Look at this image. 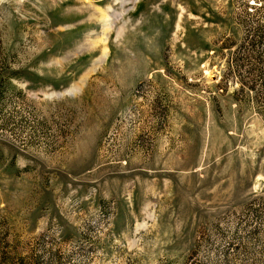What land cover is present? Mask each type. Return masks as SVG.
<instances>
[{"label":"rangeland","instance_id":"rangeland-1","mask_svg":"<svg viewBox=\"0 0 264 264\" xmlns=\"http://www.w3.org/2000/svg\"><path fill=\"white\" fill-rule=\"evenodd\" d=\"M0 264H264V0H0Z\"/></svg>","mask_w":264,"mask_h":264},{"label":"bare ground","instance_id":"bare-ground-1","mask_svg":"<svg viewBox=\"0 0 264 264\" xmlns=\"http://www.w3.org/2000/svg\"><path fill=\"white\" fill-rule=\"evenodd\" d=\"M103 17V16H102Z\"/></svg>","mask_w":264,"mask_h":264}]
</instances>
